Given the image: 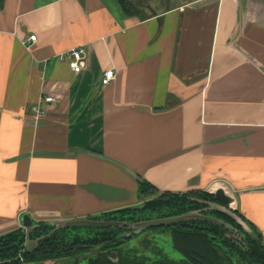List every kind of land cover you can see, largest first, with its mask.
<instances>
[{
	"label": "crops",
	"instance_id": "obj_1",
	"mask_svg": "<svg viewBox=\"0 0 264 264\" xmlns=\"http://www.w3.org/2000/svg\"><path fill=\"white\" fill-rule=\"evenodd\" d=\"M165 1H0V235L136 207L146 181L221 188L264 240V0Z\"/></svg>",
	"mask_w": 264,
	"mask_h": 264
},
{
	"label": "trees",
	"instance_id": "obj_2",
	"mask_svg": "<svg viewBox=\"0 0 264 264\" xmlns=\"http://www.w3.org/2000/svg\"><path fill=\"white\" fill-rule=\"evenodd\" d=\"M118 1L127 11L126 0ZM139 191L141 196L146 192L159 195L146 201L142 209H163L162 216L199 211L221 222L193 218L133 234L125 223L122 226L57 227L54 223L40 221L34 223L29 231L16 228L0 235V264H37L58 259L68 262L82 254L86 255L87 264H229L230 258L226 260L220 252L221 247L230 251L235 264H264V240L258 229L228 206L226 208L231 214L211 207L210 202L217 203L213 193L201 190L179 194L161 192L146 181L140 182ZM135 210V207L120 208L89 219L132 223L141 220L130 214ZM158 228L171 232L173 246L182 256L180 260L169 259L158 252L143 257L130 249L121 250L133 237ZM28 241L33 243L29 250L26 247ZM111 252L117 254L113 259Z\"/></svg>",
	"mask_w": 264,
	"mask_h": 264
},
{
	"label": "rangeland",
	"instance_id": "obj_3",
	"mask_svg": "<svg viewBox=\"0 0 264 264\" xmlns=\"http://www.w3.org/2000/svg\"><path fill=\"white\" fill-rule=\"evenodd\" d=\"M126 2L129 14H137L141 11L147 10L146 8L148 7V4L151 10L167 4L165 0H160V2L157 3L148 0H126ZM157 196H159L158 193L153 192L152 194V192H146L140 197L141 202L135 207L137 210L130 212V214L136 218H141V220L162 217V214H164L163 209H142L146 201L156 198ZM31 246L33 245L31 244L30 247ZM125 249H130V251L138 253L143 257L144 255L153 256V254L158 252L172 260H180L182 258L181 254L173 246L171 232L166 228L150 229L133 237V239L127 241L124 246L121 247V250ZM220 252L226 256V260L230 258L228 262L229 264L236 263V260L234 256L231 255L230 251L221 247ZM37 264H87V260L86 255L82 254L79 255L77 259L68 260V262H66V260L58 259L56 261L39 262Z\"/></svg>",
	"mask_w": 264,
	"mask_h": 264
},
{
	"label": "water",
	"instance_id": "obj_4",
	"mask_svg": "<svg viewBox=\"0 0 264 264\" xmlns=\"http://www.w3.org/2000/svg\"><path fill=\"white\" fill-rule=\"evenodd\" d=\"M215 199L217 200V203H209L211 207H215L218 209H221L223 211L228 212L230 211L226 206H228L232 202V198L228 196L223 189L219 188L216 191H214ZM229 207V206H228ZM207 219L209 221L214 222H221L220 220L213 218L211 216H207L202 214L201 212L197 211H190L184 214L175 215V216H162L159 218H153L148 220H138L136 222L132 223H126L124 221H114V220H90L89 218H83V219H75V220H65V221H51L50 223H54L57 225V227H70V226H79V225H99V226H117V225H123L126 224V228L130 231H133V234H138L146 229L152 228V227H163V226H169L176 224L181 221L189 220V219ZM238 219V218H237ZM239 220V219H238ZM240 221V220H239ZM241 222V221H240ZM23 223V229L26 231H29L32 227H34V224L30 220L28 216H23L22 219ZM243 226L247 227L243 222H241ZM33 245L31 241H28L26 243V247L29 250L31 247L30 245ZM117 254L115 252H111L110 257L113 259L116 257Z\"/></svg>",
	"mask_w": 264,
	"mask_h": 264
},
{
	"label": "built area",
	"instance_id": "obj_5",
	"mask_svg": "<svg viewBox=\"0 0 264 264\" xmlns=\"http://www.w3.org/2000/svg\"><path fill=\"white\" fill-rule=\"evenodd\" d=\"M36 40V36L34 34L29 35L26 39L22 40V44L26 45L28 48L32 42ZM61 58L67 59L68 66L74 73H79L85 66V49L83 46L72 48L60 55ZM115 78V72L113 69H108L103 72L102 76V84L108 85ZM55 101L52 96H40L36 102V104L32 106L31 110L35 117L41 116L44 111L42 109V105L44 103H51Z\"/></svg>",
	"mask_w": 264,
	"mask_h": 264
}]
</instances>
